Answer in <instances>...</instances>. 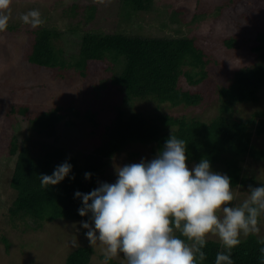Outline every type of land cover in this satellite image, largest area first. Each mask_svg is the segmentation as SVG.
Listing matches in <instances>:
<instances>
[{
  "label": "trees",
  "instance_id": "1",
  "mask_svg": "<svg viewBox=\"0 0 264 264\" xmlns=\"http://www.w3.org/2000/svg\"><path fill=\"white\" fill-rule=\"evenodd\" d=\"M152 1L119 0L118 16L131 20L138 12L149 10ZM68 5L63 9L68 18L66 30L46 24L27 29L33 36L26 52L28 62L38 67L58 68L56 76L60 78L64 76L65 68L74 69L81 78L94 75L101 68L111 70L110 82L124 92L125 101H152L154 111L127 112L117 107L111 125L106 128V140L81 159L66 156L61 147L53 144H47L42 153H33L28 146L17 145L12 140L8 153L15 156L10 181L15 195L6 210L9 225L15 226L23 220L38 225L44 220L56 219L90 222L87 216L78 214L82 202L74 197V193L95 189L109 159L130 143L153 144L154 152L158 153L166 140L174 135L187 144L186 163L198 164L202 158H207L212 169L221 170L231 178V186L246 183L243 162L264 164V110L254 111L248 117L234 116L236 106L250 107L260 102L259 93L264 88L263 63L238 69L228 84L218 85L217 111L212 117L203 119L161 112L159 107L162 105L194 107L205 100L206 90L198 87L209 76L207 65L210 60L196 39L142 37L123 31L93 30L89 26L97 15L96 4L73 1ZM240 16L257 27L258 45L253 49H264V0H249ZM66 35L74 48L69 59L56 43ZM76 36L78 42H75ZM222 43L229 49L241 48L237 37H224ZM182 79L191 88L183 87ZM49 84L48 89L39 84L37 88L33 87L36 88L34 96L40 102H46V107L29 120L32 129L38 133L54 135L58 125L72 128L76 124L73 117L81 115L78 109L54 105L53 100L45 99V91H56L52 88L55 87L53 83L49 81ZM17 111L26 115L24 106ZM94 116V112L84 115L93 127H97ZM66 160L73 166L70 176L74 175L75 179L66 177L58 185L42 187L39 175H51L55 167ZM86 172L92 173L88 180L84 178ZM249 185L254 187L253 179H249ZM240 239L241 243L232 249L234 264H261L259 249L264 245L259 241L264 239L255 234ZM2 240L5 242L4 238ZM224 250L218 241L207 240L203 249L207 259L202 264H214L217 252ZM92 253L91 247H76L67 254L64 264H89Z\"/></svg>",
  "mask_w": 264,
  "mask_h": 264
},
{
  "label": "rangeland",
  "instance_id": "2",
  "mask_svg": "<svg viewBox=\"0 0 264 264\" xmlns=\"http://www.w3.org/2000/svg\"><path fill=\"white\" fill-rule=\"evenodd\" d=\"M73 1L96 4L97 15L89 26L93 30L123 31L142 37H193L207 52L209 76L198 87L206 90L203 103L175 108L162 105L159 107L161 112L194 115L203 119L212 117L217 111L218 85L228 84L238 69L264 64V49H253L258 45L257 27L240 16L249 0H153L149 10L138 12L131 20L118 16L119 0H11L6 10L10 14L7 25L10 28L0 31V264H64L67 254L80 246L92 248L89 264H103L104 259L99 244L90 245L85 236L87 230L80 227V220H44L41 225L26 220L17 222L15 226L7 223L6 210L15 195L10 187L15 156L8 153L12 140L17 145L28 146L33 153H42L47 144H53L61 147L66 156L81 159L106 140V128L111 125L117 107L127 112L154 111L152 101H125L124 92L110 82L111 70L101 68L98 73L81 78L74 69L65 68L62 71L64 76L60 78L56 76L58 68L38 67L28 62L26 52L33 36L27 29L32 26L25 24L20 16L30 10H38L42 24L64 31L68 18L63 9ZM68 36L56 42L67 59L74 49ZM224 37H237L241 48H227L222 43ZM77 40L79 37L76 36L75 42ZM48 80L56 91H45V99L53 100L54 105L78 109L81 115L73 117L76 124L72 128L58 125L54 135L38 133L32 129L29 120L45 110L46 102L36 99L34 92L38 84L42 88H50ZM182 84L185 88L190 87L184 79ZM259 96L260 102L254 106H236L234 116L243 118L254 111L264 110V88ZM20 106L26 107V115L17 111ZM13 108L15 112L11 111ZM87 112L95 113L97 127L84 117ZM156 155L153 144H128L109 159L96 187L102 182L114 183L119 167L138 163L142 159L151 160ZM186 164L191 168L197 163ZM242 167L246 183L231 186L237 190L236 199L232 202L235 205L248 198L249 179H253L254 187L264 184V164L246 161ZM212 170L224 174L221 170ZM258 227L260 231L255 235L264 239V214L258 218ZM244 237L241 235L240 238ZM209 239L221 243L217 236L209 235ZM74 241L78 242V246L73 245ZM112 261L126 264L123 254Z\"/></svg>",
  "mask_w": 264,
  "mask_h": 264
},
{
  "label": "clouds",
  "instance_id": "3",
  "mask_svg": "<svg viewBox=\"0 0 264 264\" xmlns=\"http://www.w3.org/2000/svg\"><path fill=\"white\" fill-rule=\"evenodd\" d=\"M10 3L0 0V31L9 23ZM20 19L32 27L43 23L38 10ZM186 152V142L171 135L153 159L119 167L114 183L74 193L82 202L78 214L90 221H80V227L87 230L91 246L101 247L103 264L120 254L126 264H202L209 235L217 236L225 249L217 252L214 264H234L232 249L241 243V235L260 231L264 184L249 186L248 198L235 205L237 190L231 178L213 171L207 158L189 168ZM72 169L66 160L51 175L40 174L41 186L75 179ZM91 176L84 174L86 180ZM259 243L264 245V240ZM259 251L264 264V247Z\"/></svg>",
  "mask_w": 264,
  "mask_h": 264
}]
</instances>
